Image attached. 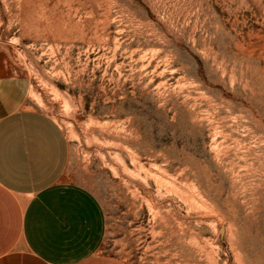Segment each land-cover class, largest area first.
<instances>
[{
	"label": "rangeland",
	"instance_id": "rangeland-1",
	"mask_svg": "<svg viewBox=\"0 0 264 264\" xmlns=\"http://www.w3.org/2000/svg\"><path fill=\"white\" fill-rule=\"evenodd\" d=\"M12 109L69 145L124 264H264V0H0Z\"/></svg>",
	"mask_w": 264,
	"mask_h": 264
},
{
	"label": "crops",
	"instance_id": "crops-1",
	"mask_svg": "<svg viewBox=\"0 0 264 264\" xmlns=\"http://www.w3.org/2000/svg\"><path fill=\"white\" fill-rule=\"evenodd\" d=\"M0 72V108L12 95ZM69 145L38 109L0 115V264H124L101 255L99 199L66 178Z\"/></svg>",
	"mask_w": 264,
	"mask_h": 264
}]
</instances>
